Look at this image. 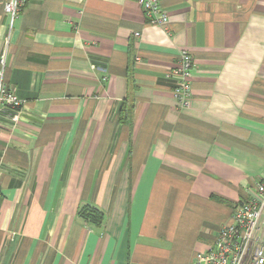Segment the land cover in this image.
I'll use <instances>...</instances> for the list:
<instances>
[{
	"label": "crops",
	"instance_id": "crops-1",
	"mask_svg": "<svg viewBox=\"0 0 264 264\" xmlns=\"http://www.w3.org/2000/svg\"><path fill=\"white\" fill-rule=\"evenodd\" d=\"M7 1L25 105L0 109V264H195L264 181V0H159L165 26L135 0H28L12 29Z\"/></svg>",
	"mask_w": 264,
	"mask_h": 264
},
{
	"label": "built area",
	"instance_id": "built-area-1",
	"mask_svg": "<svg viewBox=\"0 0 264 264\" xmlns=\"http://www.w3.org/2000/svg\"><path fill=\"white\" fill-rule=\"evenodd\" d=\"M28 0H8L5 12L10 16V27L22 12ZM142 7L148 23L165 26L169 15L161 7L159 0H135ZM139 36V34H136ZM7 49L0 55V109L8 108L18 120L25 102L7 86L4 72L7 66ZM195 61L186 50L179 55V64L169 77L174 83L173 93L180 108L188 109L192 104V78ZM195 264H264V181L256 185V193L239 202L231 216V221L220 228L218 237L208 250L197 254Z\"/></svg>",
	"mask_w": 264,
	"mask_h": 264
},
{
	"label": "trees",
	"instance_id": "trees-1",
	"mask_svg": "<svg viewBox=\"0 0 264 264\" xmlns=\"http://www.w3.org/2000/svg\"><path fill=\"white\" fill-rule=\"evenodd\" d=\"M80 216L84 219H90L96 225H101L104 218L103 213L98 208L92 206H83L80 210Z\"/></svg>",
	"mask_w": 264,
	"mask_h": 264
}]
</instances>
